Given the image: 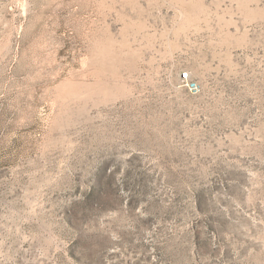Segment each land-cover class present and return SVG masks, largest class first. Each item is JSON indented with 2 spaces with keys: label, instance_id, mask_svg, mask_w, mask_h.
<instances>
[{
  "label": "rangeland",
  "instance_id": "obj_1",
  "mask_svg": "<svg viewBox=\"0 0 264 264\" xmlns=\"http://www.w3.org/2000/svg\"><path fill=\"white\" fill-rule=\"evenodd\" d=\"M0 264H264V0H0Z\"/></svg>",
  "mask_w": 264,
  "mask_h": 264
},
{
  "label": "built area",
  "instance_id": "obj_2",
  "mask_svg": "<svg viewBox=\"0 0 264 264\" xmlns=\"http://www.w3.org/2000/svg\"><path fill=\"white\" fill-rule=\"evenodd\" d=\"M190 75L188 72H183L180 75V82L186 88H189ZM190 89V88H189Z\"/></svg>",
  "mask_w": 264,
  "mask_h": 264
}]
</instances>
